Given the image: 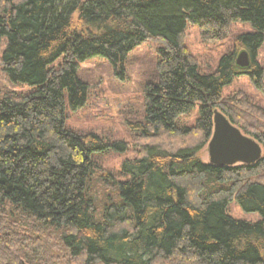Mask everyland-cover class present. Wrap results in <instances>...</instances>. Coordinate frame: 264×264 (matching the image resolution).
Listing matches in <instances>:
<instances>
[{
	"label": "trees",
	"instance_id": "1",
	"mask_svg": "<svg viewBox=\"0 0 264 264\" xmlns=\"http://www.w3.org/2000/svg\"><path fill=\"white\" fill-rule=\"evenodd\" d=\"M234 22L254 31L203 70L184 43L188 23L213 41ZM149 39L160 43L158 79L143 118L129 121L144 141L105 169L102 156L131 141L66 126L67 104L88 99L80 64L104 57L124 78L128 53ZM263 43L264 0H0L1 69L29 86L0 83V264H264V154L232 166L199 155L216 108L264 145L263 123L224 95L242 75L264 91ZM233 200L260 218L235 217Z\"/></svg>",
	"mask_w": 264,
	"mask_h": 264
},
{
	"label": "rangeland",
	"instance_id": "2",
	"mask_svg": "<svg viewBox=\"0 0 264 264\" xmlns=\"http://www.w3.org/2000/svg\"><path fill=\"white\" fill-rule=\"evenodd\" d=\"M252 31L254 28L250 23L234 22L228 37L208 41L203 38L199 26L188 23L184 43L203 70H212L217 66L222 54L232 47L236 35ZM159 46V42L149 39L131 50L126 58L124 78L116 73L113 64L104 57H92L80 64L79 75L89 83L88 99L84 106L77 109H72L67 104L66 126L84 133L95 131L106 138L131 141L130 149L126 152L113 150L102 156L101 163L105 169L117 170L125 157L139 153L138 145L144 140L133 137L129 121L143 118L146 109V88L149 83L158 79ZM258 60L264 65V43L258 51ZM0 83L5 90H29L27 85H12L1 66ZM224 95L241 97L244 104L238 107V111L244 116L257 119L256 122L263 123L264 127V118L262 120L260 116L264 109V91L260 90L249 76L236 77L232 84L224 89ZM240 121L246 123L249 128L258 130L248 118L244 117ZM199 155L205 162H209L208 144L199 151ZM229 211L237 218H260L258 212L244 211L236 200L230 202Z\"/></svg>",
	"mask_w": 264,
	"mask_h": 264
},
{
	"label": "water",
	"instance_id": "3",
	"mask_svg": "<svg viewBox=\"0 0 264 264\" xmlns=\"http://www.w3.org/2000/svg\"><path fill=\"white\" fill-rule=\"evenodd\" d=\"M239 67L251 65V57L246 49L236 58ZM214 128L208 142L209 162L217 165H252L263 157V145L254 137L244 133L240 127L218 108L214 110Z\"/></svg>",
	"mask_w": 264,
	"mask_h": 264
}]
</instances>
